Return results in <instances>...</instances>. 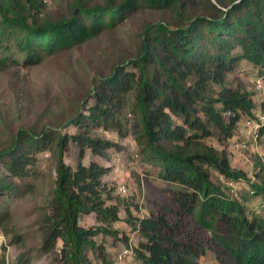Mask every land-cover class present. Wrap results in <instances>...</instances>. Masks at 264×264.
I'll list each match as a JSON object with an SVG mask.
<instances>
[{"label": "trees", "instance_id": "16d2710c", "mask_svg": "<svg viewBox=\"0 0 264 264\" xmlns=\"http://www.w3.org/2000/svg\"><path fill=\"white\" fill-rule=\"evenodd\" d=\"M145 3L177 6L178 19L147 22L135 55L94 79L82 107L64 124L76 125L79 132L20 128L11 144L0 149V161L18 178L27 175L37 153L53 145L62 153L70 139L81 147V155L86 147L105 155L116 144L92 135L90 129L120 128L124 97L134 86L140 143L159 160L162 179L189 188L172 193V204L139 218L135 229L143 240L136 248L137 259L141 264H202L210 248L201 235L206 230L221 264H264V216L249 213L224 186L247 175L233 168L227 150L206 141L214 137L224 144L235 137L241 121L254 118L251 96L225 80L243 59L264 69V0H204L202 9L191 12L196 2L189 0H76L56 18L47 15L44 0H0V44L15 48L26 66L40 64L47 55L116 27ZM12 63L20 60L13 54L0 56V70ZM108 169L97 161L73 168L58 159L51 213L42 224V249L51 252L62 240L63 264H91L88 250L105 251L95 237L118 234L111 224L120 219L119 207L107 205L102 180ZM210 169L220 179L213 178ZM258 176L262 182H252V193L264 196V175ZM15 189L13 181L0 174V219ZM92 212L105 225H80L81 215Z\"/></svg>", "mask_w": 264, "mask_h": 264}, {"label": "rangeland", "instance_id": "374dc122", "mask_svg": "<svg viewBox=\"0 0 264 264\" xmlns=\"http://www.w3.org/2000/svg\"><path fill=\"white\" fill-rule=\"evenodd\" d=\"M44 1L47 15L56 18L76 0ZM87 1L94 4L105 0ZM189 1L190 4L196 2L189 12L199 11L205 4L204 0ZM176 8H160L145 3L116 27L104 30L99 36L69 50L47 55L36 65H24L23 57L16 53L15 48L10 45L7 49L6 43L0 44V56L13 54L20 60V63H12L0 70V149L11 144L20 128H48L62 134H77L79 129L76 125L64 124L82 107L84 96L92 89L94 79L107 75L115 64L135 55L147 22L178 19ZM225 82L251 96L255 102L254 118L264 114L263 68L243 59L227 73ZM214 89L218 91L220 86L214 85ZM124 98L119 116L120 128L93 126L90 129L92 135L116 144L105 155L94 153L88 147L81 155V147L70 139L62 153L58 152L56 145L37 153L34 162L28 165L27 175L18 178L10 176L5 163L0 161V174L13 181L17 192L10 193L15 197L5 202L6 216L0 219V264H63L62 240L51 252L42 249V224L51 213L59 157L73 168L79 162L88 165L91 161L109 168L102 180L106 186L107 205L119 207L120 219L111 224L118 234L99 233L95 237L105 251L88 250L91 264H141L136 257V248L143 240L135 229L139 218L157 213L166 203H171L172 193L189 188L161 178L159 160L150 156L140 143L136 87L133 86ZM245 121L239 123L235 137L224 144L214 137L206 141L227 150L233 168L247 175V179L224 183L228 192L242 201L249 213L264 216V210L260 208L264 196L252 193V182L260 184L262 180L258 174L264 175V134L257 138L251 136ZM210 172L213 178L220 179L214 169ZM0 198L3 199L2 196ZM80 225L97 227L105 223L92 212L81 215ZM201 235L210 246L206 255L201 257L202 264H221L210 233L203 230ZM124 238H128V243Z\"/></svg>", "mask_w": 264, "mask_h": 264}, {"label": "built area", "instance_id": "2783aa9c", "mask_svg": "<svg viewBox=\"0 0 264 264\" xmlns=\"http://www.w3.org/2000/svg\"><path fill=\"white\" fill-rule=\"evenodd\" d=\"M245 125L247 126L248 133L253 136L254 138H257L260 135V129L262 126H264V114L258 115V118H248L245 121ZM227 183H232L231 181ZM122 190H126L125 187L122 188ZM260 208L264 210V200H262ZM127 252V249L125 250V253Z\"/></svg>", "mask_w": 264, "mask_h": 264}]
</instances>
